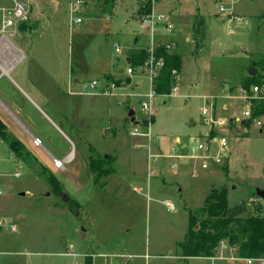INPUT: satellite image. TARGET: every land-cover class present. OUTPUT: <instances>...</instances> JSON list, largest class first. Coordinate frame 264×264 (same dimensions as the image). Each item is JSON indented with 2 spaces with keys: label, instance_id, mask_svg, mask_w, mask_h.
<instances>
[{
  "label": "rangeland",
  "instance_id": "1",
  "mask_svg": "<svg viewBox=\"0 0 264 264\" xmlns=\"http://www.w3.org/2000/svg\"><path fill=\"white\" fill-rule=\"evenodd\" d=\"M146 1L87 0L83 23L73 25L68 0H32L30 29L17 36L8 30L13 44L1 47V63L10 68L13 56L25 58L10 74L0 70V121L29 154L18 158L0 135V222L16 226L0 227V264H86L89 255L104 264L114 253L127 257L118 260L124 264H262L184 258L179 244L190 213L212 189L227 187L231 206L264 201L254 193L264 190V117L260 126L236 121L251 107L242 82L264 58V0H151L155 16L165 17L153 37L144 35L139 12ZM196 19L205 21L204 40L195 37ZM171 37L182 69L176 90L156 99L151 130L161 140L133 137L131 111L140 131H148L140 102L153 82L144 73L129 75L128 58ZM211 106L215 119L231 121L219 129L229 145L228 175L220 167L194 176L187 161L180 172H166L149 159L157 145L171 152L177 138L201 139L212 129L202 109ZM109 155L115 173L94 182L90 158L99 163ZM153 166L159 172L150 176ZM220 256L237 254L219 246L214 257Z\"/></svg>",
  "mask_w": 264,
  "mask_h": 264
},
{
  "label": "trees",
  "instance_id": "2",
  "mask_svg": "<svg viewBox=\"0 0 264 264\" xmlns=\"http://www.w3.org/2000/svg\"><path fill=\"white\" fill-rule=\"evenodd\" d=\"M139 12L142 16L151 14L152 1L147 0ZM196 20L194 31L197 35L195 37L204 40L206 35L205 21ZM154 56L156 59H163L164 62V67L159 71L154 81V90L159 97L170 96L177 83V77L173 71L180 74L182 69L181 56L177 52L168 50L166 46L156 47ZM148 59L149 53L143 49L131 57L130 65L134 68L143 66ZM254 68L258 69V73L255 76L249 74L242 82V89L247 91L252 111V117L245 121L246 125L253 123L254 119L264 117V97H254L251 90L253 86L264 84L263 57L258 58L257 62L254 61ZM4 129L5 126L0 121V135L10 142V148L14 154L20 158L25 152L27 156L28 152L24 143L16 139H9L5 135ZM113 161L114 157L111 155L104 157L99 163L93 156L90 158L94 182L115 173L114 168L110 166ZM105 165L107 167L104 168ZM222 169L228 175V166L225 165ZM47 180L52 186L58 187L56 186L57 180L53 176H48ZM255 196L260 198L256 193ZM69 202L72 207L76 204L71 199ZM253 204L252 201H242L231 206L227 187L212 189L206 197L204 205L196 212L190 213L188 233L185 240L179 244L183 257H213L217 248L224 242L234 248L237 256L241 259H264V201ZM86 264H92V260L88 258Z\"/></svg>",
  "mask_w": 264,
  "mask_h": 264
},
{
  "label": "built area",
  "instance_id": "3",
  "mask_svg": "<svg viewBox=\"0 0 264 264\" xmlns=\"http://www.w3.org/2000/svg\"><path fill=\"white\" fill-rule=\"evenodd\" d=\"M69 2V10H70V20L71 24H81L83 23V18L81 16L82 11L85 8L87 0H68ZM224 8H221L223 11ZM30 11L28 6L21 1H14L13 6L10 8L0 7V40L6 38L7 32L9 28L18 27L22 24L29 22ZM235 21H240V18L234 17ZM165 17L163 15L155 16L149 14L144 19V25H146L150 29V35L154 36V30L157 24H163ZM166 29L170 31L172 29L171 25H165ZM166 48L170 50L171 46L167 45ZM156 46L153 44L150 48L147 49L149 53V59L143 66L139 67H130L128 69L129 75H134L135 73H145L147 76H150L153 82L152 91L144 97V99L140 102L141 109L145 113L144 121H147L146 125L144 121L142 124L148 128V131L141 132L138 124L134 125V129L131 131V135L133 137L141 136L146 138L148 141H160L161 137L156 135H152V117L154 116V107L156 103L157 97H159L154 90V81L158 76L159 71L164 67L163 59H156L154 56ZM120 47L116 46V52H120ZM173 74L177 77L178 72L173 71ZM176 90V87L173 91ZM254 97L262 96L264 97V84L261 86H253L251 88ZM172 91V92H173ZM241 92L245 95L244 100H248L249 96L247 91L241 89ZM202 113L204 115H211L207 122L211 124V131L205 134L203 139L191 141L189 143L183 142L180 139L175 140L174 145L171 148V152L168 153H151L149 155V159L154 161V163H158L161 168L163 162L168 164L169 169L177 170L179 169L185 161L194 164L196 168V172L193 173L194 176H197L199 171H211L216 168L224 167L229 159V145L228 140L225 134L221 133L219 129H224L226 126L229 127L231 121L223 120V119H215L213 106L211 108L204 107L202 109ZM252 117L251 107L247 108L243 114L242 118L236 119L238 123H243L246 120ZM258 126L262 125L260 118L254 119V121ZM226 129V128H225ZM33 143L35 146H42L41 140L39 138L34 137ZM54 164L59 169H64V162L59 160H54ZM159 168L156 166L151 167L150 176H154L158 174ZM140 191V190H138ZM1 195V190H0ZM168 209L172 212L175 211L176 206L171 203H166ZM1 229L7 231L9 227L11 231H16V226H6V223L0 222ZM220 249L227 250L228 245L226 243H221ZM234 252L236 250L231 247ZM224 252V251H223ZM223 254V253H222ZM121 259L127 258L126 256H120ZM221 259H225L228 261H240L236 256H232L229 258H224L220 256ZM246 262H261L264 264V259H244Z\"/></svg>",
  "mask_w": 264,
  "mask_h": 264
},
{
  "label": "crops",
  "instance_id": "4",
  "mask_svg": "<svg viewBox=\"0 0 264 264\" xmlns=\"http://www.w3.org/2000/svg\"><path fill=\"white\" fill-rule=\"evenodd\" d=\"M14 1H21V2H24L27 6H28V8H29V11H30V18H29V22H27V23H25V24H22V25H20V26H18V27H12V28H9V30L11 31V34H12V36H17V35H21V33H20V30H22V29H25V28H29L30 29V27H31V25H32V19H31V13L33 12V5H31V1L32 0H27V1H24V0H9V4H6V5H2V4H0V7H5V8H10V7H12L13 6V2ZM55 0H53V2H54ZM58 4L59 3H56L55 2V9H52V12L53 11H55L56 9H57V6H58ZM154 5V4H153ZM153 5H152V10H153ZM86 9V8H85ZM49 10H51L50 8H49ZM166 25H168V24H166ZM143 26H144V28H143V30H144V35L145 36H149L150 35V29H149V31H148V27L146 26V25H144V23H143ZM192 29H193V26H192ZM5 40H6V42H5ZM187 41H188V39H187ZM159 44H154L156 47H159V46H167L168 44L170 45H172L173 46V50L172 51H174V52H177L178 53V51H177V42L176 41H174V37H171L170 38V41H167V42H162V40H159ZM2 43V44H1ZM1 43H0V49H1V47H5V45H10V44H13L10 40H8L7 38H4V39H2V41H1ZM143 49V48H142ZM147 50V49H146ZM135 55V54H134ZM133 56V55H132ZM132 56H130L129 58H128V62L130 63L131 62V57ZM24 55H21V56H17V55H15V56H13L12 57V61L13 62H16V65L15 66H13V67H10V68H8V67H6V66H4L2 63H1V61H0V70L2 71V74H5V75H7V74H10L12 71H14L15 69H16V67L18 66V65H20L21 63H22V61L24 60ZM128 71V70H127ZM180 74H181V72H180ZM144 75H146L145 73H144ZM180 76V75H179ZM79 83V82H78ZM125 86V85H124ZM106 94V93H105ZM231 105L233 106V103H231ZM223 109L224 110H229V108H228V106H223ZM131 120V119H130ZM134 125H136V124H138V123H133ZM209 131H211V129H209L205 134H207V133H209ZM205 134L202 136V138L205 136ZM201 138V139H202ZM177 139H180V138H177ZM176 139V140H177ZM181 141H183V142H186V143H189V142H191V141H197V139H191V138H189V137H185V138H182V139H180ZM141 141V143H143L144 141H145V139H143V140H140ZM175 142V141H174ZM164 145V147H162L161 145H157L156 146V148L159 150V153H168L169 152V147L167 148L166 146H165V144H163ZM140 146H142L141 144H140ZM173 146V145H172ZM150 149H151V146H150ZM152 152H150V154H151ZM69 159V158H68ZM67 161V160H66ZM191 164V163H190ZM194 168L192 169V173H194V172H196V168H195V165L194 164H191ZM191 166V167H192ZM161 167H163V169H166V170H168V171H166V172H171V170H169V167H168V164L166 163V162H163V164H162V166ZM182 169V167H180V169H178L177 170V172H180V170ZM211 171H214V170H211ZM199 172H202V171H199ZM198 172V173H199ZM168 174V173H167ZM198 175V174H197ZM204 175V174H203ZM137 191L139 190V189H136ZM148 198H150V196H148ZM167 203V202H166ZM204 205V204H203ZM167 206V205H166ZM235 254H236V252H235ZM88 256V254L85 256V259H86V257ZM90 257V259H92V264H97V262H95V260H94V258H95V255H89ZM109 256L111 257V259H108V261H103V263L104 264H124V262H119L118 260L119 259H121L120 258V256H118V254L117 253H114V254H109ZM109 256H106V257H109ZM236 257H238V256H236ZM239 258V257H238ZM208 259H211L212 261H216V260H220V261H226L225 259H221L220 257H209ZM239 259H241V258H239ZM121 260H123V259H121ZM240 261H245L244 259H241ZM246 262V261H245ZM86 263V262H85ZM126 264V263H125Z\"/></svg>",
  "mask_w": 264,
  "mask_h": 264
},
{
  "label": "water",
  "instance_id": "5",
  "mask_svg": "<svg viewBox=\"0 0 264 264\" xmlns=\"http://www.w3.org/2000/svg\"><path fill=\"white\" fill-rule=\"evenodd\" d=\"M148 31H149V28H148ZM249 74L251 76H255L257 74V70L254 69V68H251L250 71H249ZM129 117L131 119V122L132 123H135L136 119H135V113L133 111L130 112L129 114ZM245 124V122H243V125ZM255 193L258 197H260L262 200H264V190H261V189H256L255 190ZM65 198H68L67 195L65 196ZM69 199V198H68ZM83 232H84V229H83ZM85 233H83V237H85Z\"/></svg>",
  "mask_w": 264,
  "mask_h": 264
}]
</instances>
